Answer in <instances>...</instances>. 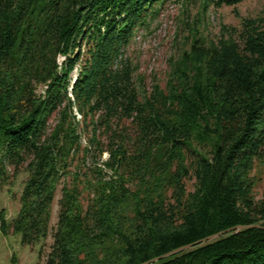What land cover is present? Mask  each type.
Here are the masks:
<instances>
[{
    "label": "trees",
    "instance_id": "1",
    "mask_svg": "<svg viewBox=\"0 0 264 264\" xmlns=\"http://www.w3.org/2000/svg\"><path fill=\"white\" fill-rule=\"evenodd\" d=\"M169 1L0 0V188L28 174L0 232L47 240L63 184L46 264H264V16L141 93L127 50Z\"/></svg>",
    "mask_w": 264,
    "mask_h": 264
},
{
    "label": "rangeland",
    "instance_id": "2",
    "mask_svg": "<svg viewBox=\"0 0 264 264\" xmlns=\"http://www.w3.org/2000/svg\"><path fill=\"white\" fill-rule=\"evenodd\" d=\"M264 16V0H247L235 7L203 9L200 1L172 0L160 8L158 18L150 26L140 30L128 48L134 67L135 81L141 93L150 92L154 85L165 88L171 64L190 50L192 37L211 41L223 35L238 38L245 20H257ZM107 156H104L106 160ZM257 199L264 196V166L257 169ZM25 171L0 188V210H5L9 223L17 218L24 183ZM193 181L188 188H193ZM63 184L59 186L52 209L51 233L47 240L35 247L22 244L20 235L3 236L0 232V264H46L54 243L53 233L58 223L59 201ZM217 239V238H215Z\"/></svg>",
    "mask_w": 264,
    "mask_h": 264
}]
</instances>
